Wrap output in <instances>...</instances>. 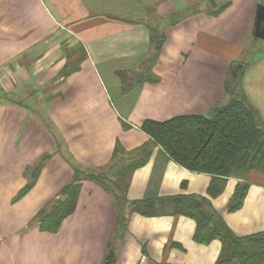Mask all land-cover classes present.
Wrapping results in <instances>:
<instances>
[{"label":"crops","instance_id":"obj_1","mask_svg":"<svg viewBox=\"0 0 264 264\" xmlns=\"http://www.w3.org/2000/svg\"><path fill=\"white\" fill-rule=\"evenodd\" d=\"M260 4L0 0V264H108L111 253L110 264H216L221 241L197 243L192 218L131 211L177 195L206 197L238 237L264 232V175L218 182L173 161L141 128L209 116L232 99L264 127V46L253 36ZM153 30L165 38L156 61ZM117 148L120 166L143 162L124 192L85 177L108 168ZM76 172L84 175L75 211L46 230L47 206L65 199ZM241 183L242 207L230 212ZM119 193L129 202L120 208Z\"/></svg>","mask_w":264,"mask_h":264},{"label":"trees","instance_id":"obj_2","mask_svg":"<svg viewBox=\"0 0 264 264\" xmlns=\"http://www.w3.org/2000/svg\"><path fill=\"white\" fill-rule=\"evenodd\" d=\"M164 42L162 35L156 30L151 31L154 61L160 55ZM235 89L236 84L229 81L227 92L233 94ZM141 128L173 161L192 172L209 174L218 182L236 174L244 177L253 170L264 171V127L258 113L242 99H232L209 116H180L164 122L148 120ZM118 153L117 148L108 168L89 172L85 177L96 178L105 187L126 191L127 178L143 162L120 166L116 160ZM81 175L84 174L76 172L73 182L64 188L61 195L65 199L62 202L56 200L47 206L51 209L52 221L44 225L46 230H57L62 221L75 211ZM218 186L217 183L211 184L208 190L211 196L219 194ZM247 190L246 183L239 184L228 206L230 212L242 207ZM116 203L119 208L129 204L122 193L117 194ZM130 206L132 212L145 216L182 215L192 218L197 224L194 235L197 243L207 245L216 239L221 241L222 251L216 264H264V232L236 236L206 197L177 195L143 200ZM44 211L46 208L41 215ZM113 258L111 253L107 263L110 264L108 261L112 262Z\"/></svg>","mask_w":264,"mask_h":264},{"label":"water","instance_id":"obj_3","mask_svg":"<svg viewBox=\"0 0 264 264\" xmlns=\"http://www.w3.org/2000/svg\"><path fill=\"white\" fill-rule=\"evenodd\" d=\"M255 39L264 40V5H259L257 8V21L253 32Z\"/></svg>","mask_w":264,"mask_h":264},{"label":"rangeland","instance_id":"obj_4","mask_svg":"<svg viewBox=\"0 0 264 264\" xmlns=\"http://www.w3.org/2000/svg\"><path fill=\"white\" fill-rule=\"evenodd\" d=\"M257 46H264V40L259 41V43L257 44ZM255 174L256 175H258V174L264 175V171L263 170H256L255 171ZM247 175H248V173H246L244 176L246 177Z\"/></svg>","mask_w":264,"mask_h":264}]
</instances>
